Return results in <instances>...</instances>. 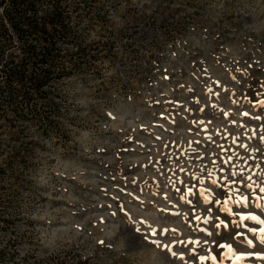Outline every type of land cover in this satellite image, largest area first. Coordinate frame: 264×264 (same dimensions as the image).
I'll list each match as a JSON object with an SVG mask.
<instances>
[{"label": "rangeland", "instance_id": "1", "mask_svg": "<svg viewBox=\"0 0 264 264\" xmlns=\"http://www.w3.org/2000/svg\"><path fill=\"white\" fill-rule=\"evenodd\" d=\"M61 1L86 56L57 109L0 108V248L18 264H198L205 246L187 242L207 239L221 264L237 261L219 243L264 264L260 226L239 219L264 200L225 213L211 163L233 154L264 178V0Z\"/></svg>", "mask_w": 264, "mask_h": 264}, {"label": "trees", "instance_id": "2", "mask_svg": "<svg viewBox=\"0 0 264 264\" xmlns=\"http://www.w3.org/2000/svg\"><path fill=\"white\" fill-rule=\"evenodd\" d=\"M84 52L61 0H0V108L12 109L19 120L23 107L38 110L46 102L57 109L55 86L81 68ZM4 217L0 228L9 226ZM17 255L8 245L0 248V264L8 257L18 264Z\"/></svg>", "mask_w": 264, "mask_h": 264}, {"label": "snow or ice", "instance_id": "3", "mask_svg": "<svg viewBox=\"0 0 264 264\" xmlns=\"http://www.w3.org/2000/svg\"><path fill=\"white\" fill-rule=\"evenodd\" d=\"M260 105L264 106V100L260 101ZM244 116H249V112L245 111L243 113ZM257 120H260L262 117L256 116L254 117ZM262 132H264V129H261ZM209 140H211V136L208 137ZM262 141H264V135L260 137ZM245 149L248 147L246 144L242 145ZM217 147L224 149L223 145H217ZM196 159L202 160L203 157L197 155ZM243 159V158H240ZM212 167L214 169L218 168L221 173H224L222 176L223 181L225 184L229 185V192L228 193H221V195H228L229 198L224 200L222 203L223 211L225 213H232L233 209L229 207L230 203H239L241 205V211H243L244 208H247L250 203H253L251 200V197L255 196L256 201L264 200V178H258V180H254L253 176L251 174L247 175L245 177L244 175V168L238 167L236 163H234V157L233 154H229L226 157H218L217 159H214L211 161ZM227 165V168L224 166ZM180 171H184L183 166H180ZM249 172H251V169H249ZM208 177L211 179V184L208 185V189H211L213 185L217 184V178L212 175L211 172L208 173ZM260 177H264V172H261ZM200 178H198L199 180ZM180 183H185L184 180L179 181ZM208 189H203L199 193V195L204 196L206 203H213L209 199ZM241 189H244V191H241ZM258 189V193H257ZM179 191V189H177ZM192 187L188 188V193L192 194ZM247 193V194H245ZM238 198V199H237ZM218 202V201H217ZM255 208L260 209V214H253L249 213L247 215H241L239 217L240 220L243 221H252L255 225L260 227H252L248 229L249 232H251L253 237H257L259 240V243L264 245V204L255 202ZM210 211L209 208L205 209V212L207 213ZM115 215V213H113ZM197 220L200 219L199 216L196 217ZM236 223V222H233ZM221 225H223L224 228L228 227V224L225 223L224 220H220L219 224H216L215 227L219 228ZM137 232L140 231L139 228L136 229ZM175 231V230H173ZM155 235V232L153 233ZM209 237L212 236V232L209 231L207 233ZM133 243H135V240L133 238ZM101 244H103V241H100ZM153 243H156L153 241ZM183 243V242H180ZM188 244H195L196 246H205L203 252L196 253V249L193 248L191 251L193 253H196L198 256V264H221L220 259L218 258L217 254H213V250L211 247H206L207 245L215 244V241H209L207 239L201 241L200 239L195 240H188ZM245 243L249 246L255 247L252 239H246ZM158 247L160 245H157ZM163 247L168 248L167 245H164ZM218 247L220 249H224L226 251L223 252V259L224 260H236L237 264H239V261L243 259V254H238L237 250L233 247L231 243H219ZM173 256H176V252H172ZM257 259L264 260V253H256L255 254ZM180 259L183 260V255L180 256ZM194 264H197V262L194 260Z\"/></svg>", "mask_w": 264, "mask_h": 264}]
</instances>
